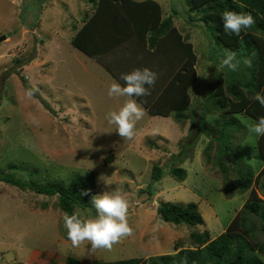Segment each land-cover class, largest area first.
<instances>
[{
    "label": "rangeland",
    "instance_id": "rangeland-1",
    "mask_svg": "<svg viewBox=\"0 0 264 264\" xmlns=\"http://www.w3.org/2000/svg\"><path fill=\"white\" fill-rule=\"evenodd\" d=\"M154 1L192 44L197 80L189 91L186 121L146 112L134 137L126 139L106 120L125 102L108 95L115 79L70 44L72 27L93 4L0 0V36L6 38L0 42V176L10 174L25 184L21 190L0 181V264H64L66 257L80 264L112 263L171 254L175 247L194 246L191 233L208 231L210 238L217 237L246 201L248 191L227 197L226 185L247 170L256 175L263 166L257 158L258 137L250 131L255 120L205 108L213 70L231 72L221 66L226 48L217 45V32L198 22L185 0ZM246 58L253 61L251 55ZM245 68L241 63L232 71L234 78L244 82ZM29 89L32 97L26 95ZM109 153L111 162L106 161ZM156 166L162 171L158 175ZM173 168L184 170L183 181L170 173ZM89 172L94 182L87 191L89 207L75 210L81 219L95 215L93 196L121 185L126 192L132 234L111 250L92 249L88 241L73 246L57 198L26 187L30 180L67 184ZM252 188L264 200V176ZM163 203H194L203 223L165 222L157 213ZM263 234L255 237L264 242Z\"/></svg>",
    "mask_w": 264,
    "mask_h": 264
},
{
    "label": "trees",
    "instance_id": "trees-1",
    "mask_svg": "<svg viewBox=\"0 0 264 264\" xmlns=\"http://www.w3.org/2000/svg\"><path fill=\"white\" fill-rule=\"evenodd\" d=\"M89 3L93 5L84 13L79 25L72 27L75 34L70 44L106 69L121 84L123 81L108 68L106 56L132 42L141 44L146 51L152 50L157 54L156 61L163 62L161 73L165 77V86L155 89L148 96L137 98V102L150 116L169 117L172 114L177 122L186 121L189 117L185 111L191 104L189 91L197 80V57L192 44L174 26L172 17L163 18L161 7L154 0H89ZM185 3L189 12L199 15L198 22L211 25L217 32L214 36L217 45L222 44L226 49L237 52L238 58L253 56L252 67L246 66L243 70L248 76L244 82L235 79L236 75L232 71L213 70L205 97L209 105H205V108L225 115L249 116L255 121L264 117V106L255 99L257 93L264 94V0H185ZM225 10L250 13L255 23L243 29L239 35L227 32L222 20ZM162 56L164 59H159ZM227 124V121L222 124V130ZM213 141H209L207 154ZM257 148V158L263 162L259 172L254 175L247 170L241 173L235 183L228 181L226 185L227 197L247 191L248 197L225 231L217 237L211 239L208 231L191 233L194 246L175 247L171 254L146 260L132 258L92 264H182L184 260L187 264H263L264 242L257 237H262L264 233V200L257 195L252 185L264 176V136L258 137ZM112 158V153H109L106 161L111 162ZM218 165L221 166L222 162ZM10 167L17 168L16 165ZM155 168L156 175L162 172L160 167ZM170 173L178 181L185 179V172L181 168H173ZM92 176L93 173L89 172L85 177L73 178L67 184L57 181L43 184L30 180L26 187L36 194L56 197L62 214L72 215L76 214L78 208L84 210L89 207L87 191L93 188ZM154 178L156 180L158 176ZM0 181L25 189V184L10 174L0 176ZM157 213L163 221L173 224L203 223L194 203H163L157 208ZM64 264L80 263L76 258L66 257Z\"/></svg>",
    "mask_w": 264,
    "mask_h": 264
},
{
    "label": "clouds",
    "instance_id": "clouds-1",
    "mask_svg": "<svg viewBox=\"0 0 264 264\" xmlns=\"http://www.w3.org/2000/svg\"><path fill=\"white\" fill-rule=\"evenodd\" d=\"M225 31L239 35L243 29L250 28L254 18L250 13H237L225 10L222 14ZM252 67L250 58H238L235 51L226 49L221 59V66L236 71L240 64ZM158 79L157 72L145 67L136 68L121 76L123 84L113 80L108 89L109 96L124 97L125 102L118 111H110L106 115L109 125L115 127L120 137L132 139L135 135L137 121L146 115V111L137 98L151 94V89ZM28 97L33 96V90L26 92ZM255 99L264 106V94L257 93ZM250 131L257 137L264 136V117L253 123ZM86 194V193H85ZM95 215L91 218L81 219L78 215L67 213L63 216L67 237L73 246H79L88 241L92 249L111 250L113 245L122 238L132 234L128 222V200L123 185L92 197ZM213 239V238H211ZM187 264V261H182Z\"/></svg>",
    "mask_w": 264,
    "mask_h": 264
},
{
    "label": "crops",
    "instance_id": "crops-1",
    "mask_svg": "<svg viewBox=\"0 0 264 264\" xmlns=\"http://www.w3.org/2000/svg\"><path fill=\"white\" fill-rule=\"evenodd\" d=\"M167 17H172V15L166 17L163 16V18ZM157 58V54L153 53L152 50L146 51L142 48L141 44L132 42L130 44L126 43L120 46V49H117L115 52H111L110 54H108L106 56V61L108 62V68L110 70H113L120 79L122 75L129 73L136 68L147 67L157 72L158 76L161 77V79H159V81L157 79L155 86L151 89L152 93L155 91V89H163L165 86V77L161 73V69H163V62L158 63V60L156 61ZM159 59L163 60L164 57L162 56ZM167 68L171 67L168 66ZM167 71L170 72L169 70Z\"/></svg>",
    "mask_w": 264,
    "mask_h": 264
},
{
    "label": "water",
    "instance_id": "water-1",
    "mask_svg": "<svg viewBox=\"0 0 264 264\" xmlns=\"http://www.w3.org/2000/svg\"><path fill=\"white\" fill-rule=\"evenodd\" d=\"M5 39V36H0V42L4 41Z\"/></svg>",
    "mask_w": 264,
    "mask_h": 264
}]
</instances>
